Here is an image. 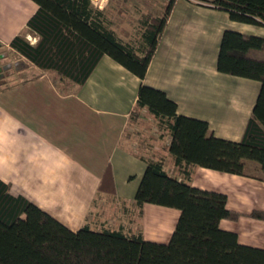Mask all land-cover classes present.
I'll return each mask as SVG.
<instances>
[{"label":"crops","instance_id":"1","mask_svg":"<svg viewBox=\"0 0 264 264\" xmlns=\"http://www.w3.org/2000/svg\"><path fill=\"white\" fill-rule=\"evenodd\" d=\"M37 9L34 0H0L1 55L15 58L0 67V179L11 185L12 194L73 230L86 222L99 229L102 222L92 216L98 194L135 206L147 166L141 155L161 158L171 175L183 179L167 150L171 138L161 136L152 117L141 121L149 124V135L142 132L144 149L126 135L141 83L164 90L180 114L207 120L210 134L242 138L261 83L220 72L217 60L224 30L264 37V25L234 21L202 0H176L144 79L104 55L83 84L66 90L11 46L17 35L37 42L28 27ZM108 165L115 193L99 190ZM191 183L225 193L228 208L240 216L224 218L220 226L236 232L241 243L264 248V219L249 215L264 210V170L258 162L247 160L246 174L195 166ZM124 211L117 208L123 218ZM179 215L177 208L145 203L140 230L147 240L166 243ZM125 219L110 227L136 232L139 225L126 227Z\"/></svg>","mask_w":264,"mask_h":264},{"label":"trees","instance_id":"2","mask_svg":"<svg viewBox=\"0 0 264 264\" xmlns=\"http://www.w3.org/2000/svg\"><path fill=\"white\" fill-rule=\"evenodd\" d=\"M37 11L28 21L38 36L32 44L17 35L11 46L48 72L57 86L83 84L104 55L144 79L176 0L163 4L162 14H147L138 47L124 41L114 28L108 1L34 0ZM229 13L232 20L264 25V0H202ZM217 68L261 83L252 114L240 140L210 134L207 120L178 112V104L159 88L141 83L128 121L141 123L144 115L153 127L169 136L168 152L184 178L171 175L164 161L141 155L147 166L134 202L141 214L145 203L180 210L168 242L147 240L142 231L126 232L103 223L99 229L86 222L73 230L28 200L14 195L0 179V264H264V248L243 244L234 231L220 226L240 213L227 206L225 193L191 183L195 166L246 174V161L264 170V37L236 30L223 32ZM65 88V87H64ZM99 190L115 193L108 165ZM250 216L264 219V210Z\"/></svg>","mask_w":264,"mask_h":264},{"label":"rangeland","instance_id":"3","mask_svg":"<svg viewBox=\"0 0 264 264\" xmlns=\"http://www.w3.org/2000/svg\"><path fill=\"white\" fill-rule=\"evenodd\" d=\"M166 1L167 0H108L107 6L109 7V14L113 18L114 28L120 37H122L124 41H129L138 47L142 41L144 31V25L142 24L143 19H145V16L149 13L152 16L161 15L163 4ZM2 52L3 51L0 50V67L5 64L4 61H6L7 58L12 63L15 61V58L10 55L4 59L1 55ZM64 87H66V90L67 88H70L67 87V85ZM72 122L73 121H71V123ZM148 127L149 124L143 125L141 123L133 124L129 122L126 125V135L130 133L132 139L144 149V146L140 143L142 141L145 142L147 138L142 136V132L144 131L145 135H147L148 133L146 129L148 130ZM117 208L125 210L124 213L126 212V219L123 218L124 215L122 213L119 212L120 214H117ZM95 215L96 217L98 216V221L102 222L106 226L116 225L119 223L120 218L121 221H123V219L126 220V227L130 228L136 227L135 225H139L137 231L140 230V219L142 214L139 208L136 206H127L124 201L114 200L112 196H107L102 193L98 194L94 203V210L92 212V216Z\"/></svg>","mask_w":264,"mask_h":264},{"label":"built area","instance_id":"4","mask_svg":"<svg viewBox=\"0 0 264 264\" xmlns=\"http://www.w3.org/2000/svg\"><path fill=\"white\" fill-rule=\"evenodd\" d=\"M107 0H93V2L99 7H103Z\"/></svg>","mask_w":264,"mask_h":264}]
</instances>
